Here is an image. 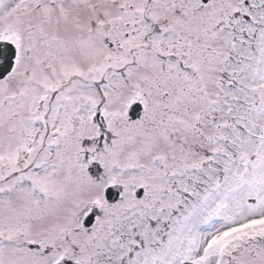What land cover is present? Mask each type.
<instances>
[{"label": "snow or ice", "instance_id": "obj_1", "mask_svg": "<svg viewBox=\"0 0 264 264\" xmlns=\"http://www.w3.org/2000/svg\"><path fill=\"white\" fill-rule=\"evenodd\" d=\"M0 264H264V0H0Z\"/></svg>", "mask_w": 264, "mask_h": 264}]
</instances>
